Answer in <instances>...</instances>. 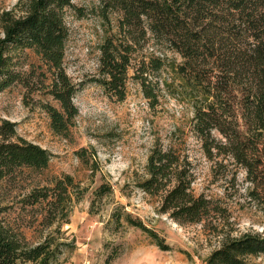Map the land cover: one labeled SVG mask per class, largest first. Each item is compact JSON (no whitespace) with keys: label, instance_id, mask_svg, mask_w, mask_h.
Returning <instances> with one entry per match:
<instances>
[{"label":"rangeland","instance_id":"rangeland-1","mask_svg":"<svg viewBox=\"0 0 264 264\" xmlns=\"http://www.w3.org/2000/svg\"><path fill=\"white\" fill-rule=\"evenodd\" d=\"M18 2L0 0V14L19 11ZM73 2L79 9L65 11L68 38L60 70L31 48L12 52L20 76L0 93V117L15 122L18 137L49 149L52 157L42 172L21 167L0 180L5 219L31 242L51 234L69 243L56 264H210L208 256L226 236L263 232L264 212L248 196L251 183L244 168L230 156L208 154L193 130V107L173 67L181 57L166 49L164 65L155 70L143 61L160 52L138 46L126 96L119 99L100 82L102 44L117 32L118 12L105 18L99 0ZM60 72L75 85L77 114L66 134L53 130L48 111L49 105L62 110L50 92ZM142 79L152 96L144 91ZM82 149L87 161L78 154ZM154 149L168 152L174 161L170 177L182 175L191 194L208 200L201 220H177L172 210H164L166 190L148 192L141 187L149 178L147 165ZM66 175L76 183L73 193L81 195L76 199L74 194L68 202L69 222L65 214L50 211L46 201L24 202L34 187H51ZM102 183L111 191L93 200V191ZM127 213L152 229L162 244L128 222ZM250 259L264 264V254Z\"/></svg>","mask_w":264,"mask_h":264},{"label":"trees","instance_id":"trees-1","mask_svg":"<svg viewBox=\"0 0 264 264\" xmlns=\"http://www.w3.org/2000/svg\"><path fill=\"white\" fill-rule=\"evenodd\" d=\"M105 18L118 12L115 34L102 44L103 86L119 99L126 96L132 54L138 46L153 49L143 63L157 70L165 63L166 49L181 60L174 63L178 85L190 98L194 111L193 130L208 154L230 156L240 164L251 183L248 196L264 212V0H99ZM79 9L73 0H19L17 10L0 14V93L19 79L13 67V51L31 48L50 66L62 68L68 29L67 9ZM84 15V11H81ZM147 96L153 95L142 79ZM50 92L62 110L48 106L55 132L66 134L77 114L73 103L75 85L60 72ZM17 137V139H14ZM87 161L85 149L78 152ZM52 153L38 143L17 136L16 123L0 117V180L27 167L42 172L49 167ZM174 161L168 152L154 149L149 157V178L141 183L148 192L166 190L164 210L177 220L187 216L199 221L208 211L203 196L190 193L182 175L170 177ZM53 186L34 187L26 204L47 202L50 211L63 213L69 222L68 202L73 178L56 179ZM111 191L102 183L94 199ZM65 208H64V206ZM60 210V211H59ZM0 206V264H56L69 243L51 234L31 242L14 228ZM126 220L156 237L157 234L129 213ZM264 254V231H246L226 236L212 251L210 264H256L250 257Z\"/></svg>","mask_w":264,"mask_h":264}]
</instances>
